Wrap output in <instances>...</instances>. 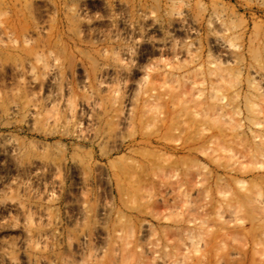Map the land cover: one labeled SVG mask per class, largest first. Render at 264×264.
<instances>
[{
  "label": "rangeland",
  "instance_id": "rangeland-1",
  "mask_svg": "<svg viewBox=\"0 0 264 264\" xmlns=\"http://www.w3.org/2000/svg\"><path fill=\"white\" fill-rule=\"evenodd\" d=\"M263 50L264 0H0V264H264Z\"/></svg>",
  "mask_w": 264,
  "mask_h": 264
},
{
  "label": "bare ground",
  "instance_id": "bare-ground-1",
  "mask_svg": "<svg viewBox=\"0 0 264 264\" xmlns=\"http://www.w3.org/2000/svg\"><path fill=\"white\" fill-rule=\"evenodd\" d=\"M227 29V28H226ZM223 31H225V30H223ZM218 35H221V34H219L218 33ZM224 35V34H223ZM222 35V36H223ZM226 35V34H225ZM227 36V35H226ZM213 37V36H212ZM223 37H225V36H223ZM225 38H227V37H225ZM222 40H224L221 36H215L214 38H213V41H214V43L215 44H217V46H219V47H221V46H223V45H221V42H223ZM231 40V39H230ZM225 41H226V39H225ZM228 41H229V39H228ZM228 41H226V42H228ZM230 42V41H229ZM228 42V44H230ZM225 44V43H224ZM227 44V43H226ZM229 46H231V45H229ZM235 46V45H234ZM224 48V47H223ZM222 48V49H223ZM227 48V47H226ZM226 48H225V50H226ZM228 48H230V47H228ZM220 49V48H219ZM221 49V50H222ZM251 50V49H250ZM223 51V50H222ZM229 51V50H228ZM243 51V50H242ZM241 51V52H242ZM257 51V50H256ZM264 51V50H263ZM262 51V52H263ZM222 53V52H221ZM227 53V52H226ZM231 53V52H230ZM251 53H253V52H251ZM236 54V53H235ZM234 54V55H235ZM254 54V53H253ZM224 55H225V52H224ZM226 56V55H225ZM230 56V55H229ZM233 56V55H232ZM227 57V56H226ZM256 57V56H255ZM231 58H233V57H231ZM236 58V57H235ZM237 58H238V56H237ZM253 58V57H252ZM257 58V57H256ZM120 59V58H119ZM230 59V58H229ZM238 60V59H237ZM239 60H241V59H239ZM120 61V60H119ZM234 61V60H233ZM256 61V60H255ZM117 62V61H116ZM218 62V61H217ZM238 62V61H237ZM121 63V62H120ZM211 63H213L212 61H210V64ZM259 64V63H258ZM213 65H214V63H213ZM119 66V65H118ZM215 67H217V68H215V70H217L218 72V75H221L220 77L221 78H219V80L220 79H223L222 78V76L224 75V68H221L220 67V64L219 65H217V64H215L214 65ZM223 67V66H222ZM262 67V66H261ZM264 67V66H263ZM262 67V68H263ZM210 68V67H209ZM261 68V69H262ZM255 69V68H254ZM263 71H264V69H262ZM209 71V70H208ZM256 71H257V69H256ZM255 70H254V73L256 72ZM259 71H260V68H259ZM258 71V73H260ZM228 72V71H227ZM251 73H252V71H251ZM214 74H215V72H214ZM260 74H263L262 72L260 73ZM216 75V74H215ZM228 75V74H227ZM226 75V76H227ZM257 77V76H256ZM225 78V77H224ZM255 78V77H254ZM214 79V78H213ZM247 79V81H248V83L249 84H247L249 87H251V90L250 91H248L249 92V95L248 96H244V99L246 100V106H247V112H246V114H244V118L246 119V121H247V129H248V133H249V135H248V142L247 143H249V145L247 146V144L245 143L244 145H245V147H244V145H243V149H240V150H238V151H236V152H233L232 154L230 153V160H231V164H230V169L231 170H233V171H235V174H236V172L237 171H239L241 168H243L244 166H243V159H245V158H248V160H252V159H254L256 162H258V163H260V162H262L261 161V159L262 158H264V126H263V119H264V108L263 107H261V106H259V107H257V106H254V105H256V101L253 99V97L254 98H256V99H260V100H262V101H264V89L262 88V86H264V82H263V80H264V77H263V80H261L260 78H258V80H256V79H253V76L252 77H247L246 78ZM217 80V79H216ZM227 80V79H226ZM225 80V81H226ZM222 81V80H221ZM223 81H224V79H223ZM213 83H215V82H213ZM219 83V82H218ZM220 84H221V82H220ZM231 84V83H230ZM212 86H214V85H211L210 86V88H212V92L210 93V97L212 98V102H213V104H210L211 106V108L209 109V108H207L206 106H204L203 107V111H202V115H201V130H203V131H205L206 129H207V127H206V120L207 119H209V118H211V120H213L216 124L217 123H219L220 124V122L221 121H223L224 120V118H223V120H221V118L224 116V110H225V103H224V95L223 94H221V93H219V90L217 89V88H213ZM216 86V85H215ZM219 86V85H218ZM223 86H224V84H223ZM230 86H232V84L230 85ZM222 88H224V87H222ZM220 89V88H219ZM224 90V89H223ZM237 93H239V91H237ZM236 96H237V94H235ZM239 95V94H238ZM210 98V99H211ZM228 101H229V99H228ZM251 104H253V105H251ZM208 106H209V104H208ZM234 108H236L235 106H234ZM233 108V109H234ZM230 109V108H229ZM234 112H233V114L234 113H237V114H241L242 115V113H244V112H242L241 111V109L238 107V108H236V109H234L233 110ZM198 112H200V114H201V111L199 110ZM229 112H230V110H229ZM199 114V115H200ZM226 114H227V116H228V113L226 112ZM232 114V113H231ZM234 116V115H233ZM232 116V117H233ZM121 118V117H120ZM229 118H231L230 117V114H229V116H228V119ZM241 119H242V116H241V118H239V120H238V123L236 124L237 125V127H240L241 126ZM199 120V121H200ZM210 120V119H209ZM233 120V118L231 119V121ZM235 121L237 120V118H235L234 119ZM119 121H120V119H119ZM224 121H226V119L224 120ZM223 121V122H224ZM230 121V122H231ZM225 123V122H224ZM226 123H228V121L226 122ZM233 123V122H232ZM231 124V123H230ZM235 124V123H234ZM231 125L232 127L233 126H235V125ZM246 124V123H245ZM222 125V124H221ZM225 125V124H224ZM229 125V124H228ZM215 126H217V125H215ZM226 126V125H225ZM220 127V126H219ZM218 127V128H219ZM227 127V126H226ZM231 128V127H230ZM231 129H233V128H231ZM235 129V128H234ZM221 130V129H220ZM219 132H221V131H219ZM240 132V131H239ZM248 133H246L245 132V134H248ZM234 134V136H235V133H233ZM236 134H237V132H236ZM215 135H216V133H215ZM238 135V134H237ZM236 135V136H237ZM244 135V134H243ZM214 136V135H213ZM218 136V135H217ZM238 137V136H237ZM239 142V141H238ZM241 142V141H240ZM217 145L218 144H216V147H217ZM222 145V144H221ZM220 145H218V147H219ZM247 146V147H246ZM220 147H223V146H220ZM221 148H219V150H220ZM214 151H216L215 149H214ZM213 151V152H214ZM212 152V151H211ZM215 155V154H214ZM216 158V157H215ZM243 161V162H242ZM229 167V166H228ZM243 172H245V171H242L241 173H243ZM229 179H233V180H236V181H240L241 179H239V178H237V177H235L233 174H230L229 175V177H228ZM257 189H259V188H257ZM261 194V191H259V190H256L255 191V195L256 196H254V197H257V196H259ZM242 196L243 197H250V199H251V194H250V196L249 195H247V192H244L243 194H242ZM253 197V198H254ZM257 201H259V200H257ZM260 202L262 203L263 201H261L260 200ZM263 206V205H262ZM102 207V206H101ZM100 208V207H99ZM102 208H104V207H102ZM262 208V207H261ZM264 210V209H263ZM100 211H102V209L100 210ZM264 226V225H263Z\"/></svg>",
  "mask_w": 264,
  "mask_h": 264
}]
</instances>
